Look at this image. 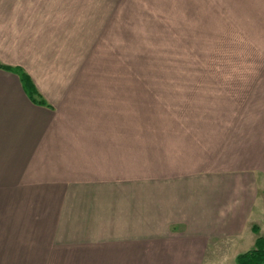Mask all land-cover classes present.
I'll return each instance as SVG.
<instances>
[{"label":"crops","instance_id":"1","mask_svg":"<svg viewBox=\"0 0 264 264\" xmlns=\"http://www.w3.org/2000/svg\"><path fill=\"white\" fill-rule=\"evenodd\" d=\"M117 2L0 0L46 103L0 69V264H215L264 227V0L211 1L246 61L200 77L98 74Z\"/></svg>","mask_w":264,"mask_h":264},{"label":"rangeland","instance_id":"2","mask_svg":"<svg viewBox=\"0 0 264 264\" xmlns=\"http://www.w3.org/2000/svg\"><path fill=\"white\" fill-rule=\"evenodd\" d=\"M207 1L118 0L112 4L128 13L126 32L118 46L123 50L113 51L112 59L105 60L113 65L111 73L103 69V73L98 74L225 76L230 74L231 68L227 65L232 60L241 68L243 64H239V59L246 61V53H242L246 49L236 41V36L231 35L226 22L217 18L216 4ZM6 9L4 7L0 12V40L6 42V45L0 42L2 50L7 47L9 38L12 46L14 41L22 38L10 32L8 37ZM93 86L99 91L103 85ZM125 87L127 91L135 92L134 84ZM260 225L264 226V221ZM256 235L264 238V227L259 228ZM244 238L241 248L245 253L252 248L247 249L248 239L252 241L256 236L250 231ZM232 256L216 260L215 264H237V259Z\"/></svg>","mask_w":264,"mask_h":264},{"label":"trees","instance_id":"3","mask_svg":"<svg viewBox=\"0 0 264 264\" xmlns=\"http://www.w3.org/2000/svg\"><path fill=\"white\" fill-rule=\"evenodd\" d=\"M0 69L5 71H13L19 74L24 90L28 97L35 103L46 105L45 101L41 99L35 86L32 84L30 78L20 69L11 68L4 65L0 61ZM255 233H258V229H254ZM237 264H264V238L258 237L255 243V247L237 257Z\"/></svg>","mask_w":264,"mask_h":264}]
</instances>
